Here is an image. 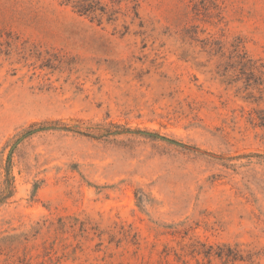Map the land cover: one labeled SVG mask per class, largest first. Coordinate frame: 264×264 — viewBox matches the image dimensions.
Listing matches in <instances>:
<instances>
[{
  "label": "rangeland",
  "instance_id": "rangeland-1",
  "mask_svg": "<svg viewBox=\"0 0 264 264\" xmlns=\"http://www.w3.org/2000/svg\"><path fill=\"white\" fill-rule=\"evenodd\" d=\"M243 58L264 0H0V264H264Z\"/></svg>",
  "mask_w": 264,
  "mask_h": 264
},
{
  "label": "trees",
  "instance_id": "trees-1",
  "mask_svg": "<svg viewBox=\"0 0 264 264\" xmlns=\"http://www.w3.org/2000/svg\"><path fill=\"white\" fill-rule=\"evenodd\" d=\"M79 9H82L80 13H86L89 11L85 6ZM245 59L246 58H243V62L241 63V75L243 78H241L240 81L243 80L245 83V89L247 91V97L245 98L246 101H252L251 99H255L252 94V90L254 91L257 89L259 92L263 93L264 72L259 71L256 64H254L252 61H245ZM255 114V121L257 122L258 127L264 129V109L257 110Z\"/></svg>",
  "mask_w": 264,
  "mask_h": 264
}]
</instances>
